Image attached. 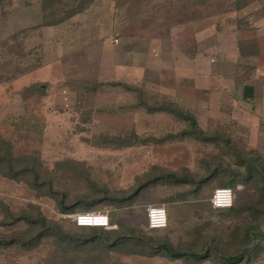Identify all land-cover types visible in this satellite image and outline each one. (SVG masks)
I'll use <instances>...</instances> for the list:
<instances>
[{
	"label": "rangeland",
	"instance_id": "obj_1",
	"mask_svg": "<svg viewBox=\"0 0 264 264\" xmlns=\"http://www.w3.org/2000/svg\"><path fill=\"white\" fill-rule=\"evenodd\" d=\"M250 81L264 91V0H0V236L32 240L1 245L0 264H227L113 251L68 215L232 253L251 216L264 228L263 181L247 175L252 157L264 167V98H244ZM221 187L236 212L211 206ZM150 205L167 228L148 229ZM258 247L232 264H264Z\"/></svg>",
	"mask_w": 264,
	"mask_h": 264
},
{
	"label": "trees",
	"instance_id": "obj_2",
	"mask_svg": "<svg viewBox=\"0 0 264 264\" xmlns=\"http://www.w3.org/2000/svg\"><path fill=\"white\" fill-rule=\"evenodd\" d=\"M150 109L152 110L153 108H150ZM160 110H163V108ZM179 115L183 116L182 113H179ZM183 118L191 122L192 125H195L194 119L191 118L190 116H184ZM2 158L5 159V161L8 164H11V161L8 157H2ZM249 161H250V165H253V166L252 168L250 166H247V170H248L247 175L251 177V179L253 180L263 181V189H261V192L264 195V167L261 165V163L258 162L259 161L258 157H252L249 159ZM254 167L257 168L256 171L253 169ZM9 169L10 171H13V168L11 166L9 167ZM170 176H172V178L175 177L174 175H171V174ZM263 203L264 201L262 199V201H257L255 206L259 207ZM67 210L69 209L67 208L63 209V212H66ZM215 210H228L231 212L237 211L233 207H230L227 209H215ZM249 219L250 220H247L244 223V227H241V229H238L239 233L237 235V239L238 241L240 240V242L237 243V248L232 253H230V250L229 251L226 250L225 252H223L219 248H216L215 246L208 245L207 249H205L204 252L199 253V254H196L194 252H185V251L177 250L173 248L168 242H165V241L154 244L153 242H155V240H153L152 237L142 238V237L135 236V235L131 236L130 234H124L123 232H120V226H117V228L113 227L111 229H105V228H99V227H78L75 221L74 220L73 221L76 225V228L78 229L91 228V229L96 230V232H93V233L99 232L97 231L98 229L103 230L102 233L106 234L105 239H109V241L106 240V245L109 246L111 249H113V251L123 252L128 247H131L134 253H130V254H133V255L137 254L143 257L148 256L149 253L162 252V253L169 254L174 258L183 257L191 261L198 260L200 262L201 261L204 262L205 260L213 258L221 263H227V264L231 263L232 264V263H237L239 261L248 262L250 258L253 255H255L256 251L259 248L258 246L261 245V241L264 240V228H261L260 224H256L257 221H260V219H263L261 212L258 213L257 216H251ZM29 221H31V219H29ZM32 222H33V225L35 226H37L38 223L44 226L43 225L44 220L31 221V223ZM112 226H115V224L112 223ZM53 230H54L53 236L64 239L63 241L64 243L70 241V244L76 245L79 243L81 244L86 243V241H89V242L97 241L96 240L97 238H95V236L91 238L81 237V236L74 237L64 232L62 229L58 227H53ZM151 231H154V230H151ZM44 235L45 233H43L42 231L37 234V237L41 238ZM6 238L7 237L0 236V246L5 245V244H14V243H17L19 245H22V244L28 245L29 242L32 241V240L25 241L24 239L18 238V240L15 239L11 243V242H8ZM213 240H215V238H213Z\"/></svg>",
	"mask_w": 264,
	"mask_h": 264
},
{
	"label": "built area",
	"instance_id": "obj_3",
	"mask_svg": "<svg viewBox=\"0 0 264 264\" xmlns=\"http://www.w3.org/2000/svg\"><path fill=\"white\" fill-rule=\"evenodd\" d=\"M211 205L214 209H227L234 204V193L231 188H217L212 197ZM78 227H99L111 229V218L107 212H81L68 215ZM147 226L150 230H162L168 227V212L165 205H150L147 208Z\"/></svg>",
	"mask_w": 264,
	"mask_h": 264
},
{
	"label": "crops",
	"instance_id": "obj_4",
	"mask_svg": "<svg viewBox=\"0 0 264 264\" xmlns=\"http://www.w3.org/2000/svg\"><path fill=\"white\" fill-rule=\"evenodd\" d=\"M226 31H229V30H226ZM225 30L223 31L224 33H223V35H224V37H225V35H228L227 34V32H226ZM230 34L231 35H235L236 33H234L233 31H230ZM235 38L232 36V38H231V36H230V38L228 37L227 38V43H228V46L231 44V41L233 42L232 43V46H234L235 48H236V50L238 51V39H235ZM263 53V52H262ZM224 55H226V57L228 56L227 54H226V52H225V54ZM225 57V56H224ZM235 57V60L239 57V52H238V54H237V56H234ZM260 68H261V66H257V69H256V75H259L260 74V72H261V70H260ZM253 84H254V81H250V82H248L247 84L245 83V82H243L242 84H240L241 86L240 87H243V89H244V98L246 99V100H255V101H259V98L261 97V96H263V98H264V91H260V93H258V89H259V87H257L258 85L256 84V86H253ZM228 87V86H227ZM236 88V87H235ZM232 88H230L229 89V91L231 90ZM233 90V89H232ZM259 112H263V111H261V110H257V114L259 113ZM117 226V225H116ZM117 228V227H116Z\"/></svg>",
	"mask_w": 264,
	"mask_h": 264
},
{
	"label": "water",
	"instance_id": "obj_5",
	"mask_svg": "<svg viewBox=\"0 0 264 264\" xmlns=\"http://www.w3.org/2000/svg\"><path fill=\"white\" fill-rule=\"evenodd\" d=\"M116 227V226H115Z\"/></svg>",
	"mask_w": 264,
	"mask_h": 264
}]
</instances>
